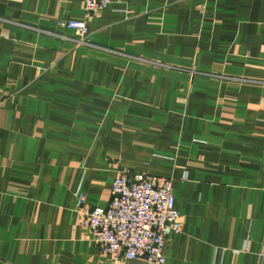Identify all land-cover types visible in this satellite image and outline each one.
I'll use <instances>...</instances> for the list:
<instances>
[{
    "label": "crops",
    "instance_id": "0c3cea01",
    "mask_svg": "<svg viewBox=\"0 0 264 264\" xmlns=\"http://www.w3.org/2000/svg\"><path fill=\"white\" fill-rule=\"evenodd\" d=\"M121 169L172 181L164 264H264V0H0V264H147L77 212Z\"/></svg>",
    "mask_w": 264,
    "mask_h": 264
},
{
    "label": "built area",
    "instance_id": "2783aa9c",
    "mask_svg": "<svg viewBox=\"0 0 264 264\" xmlns=\"http://www.w3.org/2000/svg\"><path fill=\"white\" fill-rule=\"evenodd\" d=\"M116 1L82 0L85 18ZM57 26L74 32L81 43L88 38L85 20L59 21ZM77 212L82 227L92 234L101 252L113 260L143 259L147 264H164L165 241L181 230L172 181L128 169L117 172L106 208L88 207L85 195L78 192ZM259 256L264 258V243Z\"/></svg>",
    "mask_w": 264,
    "mask_h": 264
}]
</instances>
